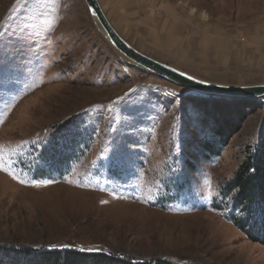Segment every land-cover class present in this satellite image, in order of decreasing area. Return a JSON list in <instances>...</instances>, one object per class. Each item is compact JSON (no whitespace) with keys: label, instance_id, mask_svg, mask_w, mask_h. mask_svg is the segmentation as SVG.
<instances>
[{"label":"rangeland","instance_id":"374dc122","mask_svg":"<svg viewBox=\"0 0 264 264\" xmlns=\"http://www.w3.org/2000/svg\"><path fill=\"white\" fill-rule=\"evenodd\" d=\"M124 1L100 3L137 42L145 13ZM158 5L157 22L170 9L196 23L264 24V0ZM176 68L221 85L264 83ZM226 123L237 130L207 155L211 127ZM262 139L264 98L196 93L146 70L109 43L84 0H0V257L74 249L135 263L264 264V242L227 220L235 191H224ZM49 148L63 167L46 163Z\"/></svg>","mask_w":264,"mask_h":264},{"label":"crops","instance_id":"0c3cea01","mask_svg":"<svg viewBox=\"0 0 264 264\" xmlns=\"http://www.w3.org/2000/svg\"><path fill=\"white\" fill-rule=\"evenodd\" d=\"M158 3L160 0L124 1L125 9L140 4L139 12L145 13L138 25V41L132 36L134 41H127L131 46L151 58L192 73L264 80L263 23L240 27L205 21L196 23L170 9L167 17L157 22L153 18L160 7Z\"/></svg>","mask_w":264,"mask_h":264},{"label":"trees","instance_id":"16d2710c","mask_svg":"<svg viewBox=\"0 0 264 264\" xmlns=\"http://www.w3.org/2000/svg\"><path fill=\"white\" fill-rule=\"evenodd\" d=\"M234 127L237 130L236 125L228 129L227 123L221 126L213 124L211 132L214 136L203 143L205 153L218 155L223 146L228 143ZM228 130H230L229 133ZM44 159L46 163L50 162V165L55 168L63 167L66 163V156L57 149H47ZM224 191H235L232 209L226 216L227 220L242 230L251 240L264 242V139L259 142L255 152L248 155L241 163ZM24 259H26L25 263L16 255H6L0 257V264H170L160 261L135 263L113 254L83 252L74 249L45 251L28 258L24 256Z\"/></svg>","mask_w":264,"mask_h":264},{"label":"water","instance_id":"95a60500","mask_svg":"<svg viewBox=\"0 0 264 264\" xmlns=\"http://www.w3.org/2000/svg\"><path fill=\"white\" fill-rule=\"evenodd\" d=\"M84 1L90 15L97 20L100 28L104 30V37L109 41V43L123 56L133 61L137 65L145 68L146 70L155 73L158 76L174 84H177L178 86L184 87L196 93L240 99L264 98V83L245 86L216 84L195 77L176 67L162 63L145 55L131 46L116 32V30L108 21L97 0ZM172 69H176V71H172ZM181 72L185 73L186 76L194 77V79L188 80L186 76L180 75Z\"/></svg>","mask_w":264,"mask_h":264},{"label":"snow or ice","instance_id":"6c2138e0","mask_svg":"<svg viewBox=\"0 0 264 264\" xmlns=\"http://www.w3.org/2000/svg\"><path fill=\"white\" fill-rule=\"evenodd\" d=\"M172 71H176V69H172ZM180 75H181V76H186V74L183 73V72H181ZM186 78H187L188 80H193V79H194V77H192V76H186ZM9 174L12 175V178H13V179H17V177H16L14 174H12V173H9ZM20 182L23 183V181H20Z\"/></svg>","mask_w":264,"mask_h":264},{"label":"bare ground","instance_id":"6f19581e","mask_svg":"<svg viewBox=\"0 0 264 264\" xmlns=\"http://www.w3.org/2000/svg\"><path fill=\"white\" fill-rule=\"evenodd\" d=\"M98 1V0H97ZM99 3V2H98ZM101 7V6H100ZM96 20V19H95ZM96 22H97V20H96ZM98 23V22H97ZM99 26V25H98ZM99 28H100V26H99ZM114 28V27H113ZM101 30H102V32L104 33V35H105V32H104V30L102 29V28H100ZM117 32V31H116ZM118 33V32H117ZM119 34V33H118Z\"/></svg>","mask_w":264,"mask_h":264}]
</instances>
